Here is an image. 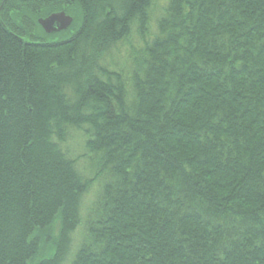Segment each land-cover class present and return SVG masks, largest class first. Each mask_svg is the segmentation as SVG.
Wrapping results in <instances>:
<instances>
[{
  "label": "trees",
  "instance_id": "16d2710c",
  "mask_svg": "<svg viewBox=\"0 0 264 264\" xmlns=\"http://www.w3.org/2000/svg\"><path fill=\"white\" fill-rule=\"evenodd\" d=\"M156 7H1L0 264H264V0Z\"/></svg>",
  "mask_w": 264,
  "mask_h": 264
},
{
  "label": "water",
  "instance_id": "95a60500",
  "mask_svg": "<svg viewBox=\"0 0 264 264\" xmlns=\"http://www.w3.org/2000/svg\"><path fill=\"white\" fill-rule=\"evenodd\" d=\"M42 29L48 34L64 31L72 24V18L63 12L52 14L45 19L39 20Z\"/></svg>",
  "mask_w": 264,
  "mask_h": 264
},
{
  "label": "rangeland",
  "instance_id": "374dc122",
  "mask_svg": "<svg viewBox=\"0 0 264 264\" xmlns=\"http://www.w3.org/2000/svg\"><path fill=\"white\" fill-rule=\"evenodd\" d=\"M165 0H157V7H156V10H155V15L158 14V11L160 9V7L164 4ZM154 13V12H153ZM153 17L155 18V16L153 15L152 16V20H151V28H150V32L151 34H153L154 32V22H153ZM60 35H63V34H57L56 36H53L52 38H49L50 40H59L60 38ZM66 36V34L64 35ZM133 44H137L138 40L134 34L133 36ZM132 39V37L130 38ZM128 45L125 44V42H122V43H119L115 48H113V61L117 62L121 67H126V68H129L131 66V64L128 62V60H126V62L124 61V63H120L121 62V59H123L125 57V55L128 53ZM120 55V59L119 57L117 56ZM123 61V60H122Z\"/></svg>",
  "mask_w": 264,
  "mask_h": 264
},
{
  "label": "flooded vegetation",
  "instance_id": "af4514ba",
  "mask_svg": "<svg viewBox=\"0 0 264 264\" xmlns=\"http://www.w3.org/2000/svg\"><path fill=\"white\" fill-rule=\"evenodd\" d=\"M8 0H0V10H1V7H3L4 6V4H5V2H7ZM19 1H30V0H19ZM66 1H68V2H74V0H66ZM60 12H63L65 15H67V16H70L69 14H67L65 11H63V10H60V11H57V12H55V13H52V14H56V13H60ZM52 14H50V15H52ZM49 15V16H50ZM49 16H47V17H49ZM47 17H45V18H47ZM71 17V16H70ZM45 18H43V19H45ZM72 18V17H71ZM39 20H41V19H38L37 20V23H38V25L40 26V24H39ZM72 23H73V18H72ZM71 26H72V24H71ZM70 26V27H71ZM41 27V26H40ZM69 27V28H70ZM69 28H67L66 30H64V31H60V32H53V33H48V35H57V34H60V33H63V32H66ZM42 29V28H41ZM43 30V32L45 33V34H47L45 31H44V29H42Z\"/></svg>",
  "mask_w": 264,
  "mask_h": 264
}]
</instances>
